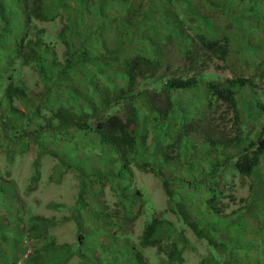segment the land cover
<instances>
[{"label": "rangeland", "instance_id": "374dc122", "mask_svg": "<svg viewBox=\"0 0 264 264\" xmlns=\"http://www.w3.org/2000/svg\"><path fill=\"white\" fill-rule=\"evenodd\" d=\"M174 1L178 2L179 19L185 24L192 25L188 19L189 15L201 21L193 6H191L192 9L188 8V11L185 8V4L191 5L193 0H190V3L187 0ZM198 1L206 7L210 4L211 12L220 2V0ZM226 1L230 3V6L233 4V7L238 9L236 12H228L225 16L231 24L230 39L234 52L230 54L228 68L217 58L202 57L199 71L203 75L210 76L212 81L231 78L229 68L242 66L243 62L251 57L250 45H254L256 40L250 37L251 34L249 35L250 32L257 34L254 23L248 18L247 13L242 11L248 5L242 2L236 3L233 0ZM54 5L53 2L48 8V10L53 9L52 12L56 15L54 20L32 22L28 28L29 37H33L34 31H40L42 38L50 42L49 53H52L59 65H63L65 64L64 46L56 37L62 25L58 16L64 17L68 25V38L76 48L78 43L76 32L80 26L76 19L81 18L78 16L81 12H74V9L79 7L76 4L65 10L66 12H59L56 7L52 8ZM0 11H4V14L14 12L13 23L19 24L21 10L18 11L12 7L9 0H0ZM17 11L18 13H15ZM211 12L207 20L202 19L201 28L193 24L192 29L207 32L213 30L215 35V15L210 19L213 14ZM214 12L224 13V10L220 6V9ZM119 13V9L109 12L110 16L106 19L105 27L98 31L99 36L108 31L110 26L108 23H111L109 18L114 15L119 16ZM155 16H148L149 18L143 24L148 26L157 23ZM82 17L86 18L82 21L90 18V21L87 20L83 25L86 32L90 31L89 28L96 23V20H93L96 17L86 14ZM219 33L222 34V31ZM248 35L249 38H247ZM0 47V72L3 73V75L0 74V98H2L8 76L12 78L14 75L13 84L20 86L23 90L22 96L11 99L10 106L6 98L0 101V264H110L107 257L112 255L120 260L121 255L117 252L119 249L122 251L119 223L124 221L122 216L126 211L137 212L136 218L123 226L129 249H139L143 257L150 262L160 261L163 257L159 255L161 252H156L155 247H139L138 242L143 225L150 218L156 220L161 218L167 221L173 227L174 238L180 235V242L184 246L182 264H201L202 260L205 261L203 264L218 262L223 264L226 259H229L231 251H235L231 255L235 261L234 257L238 254L236 251L241 246V249L243 248L245 239L249 240L250 236L253 238L256 233L264 237V230H260L264 227L259 226L261 220L264 225L262 216L264 214V154L250 177H242L232 170L230 164L234 159L218 171L221 177L216 185L219 193L217 208L223 215H229L244 205L247 209L236 211L232 217L222 218L218 214L208 213L204 208L203 199L198 197L199 192L194 194L203 184L206 188L215 185V176L206 177L202 174V170L208 165V168L215 165V159L222 161L225 154L235 157L244 145L256 137L264 117L257 120L249 97L246 95L236 97L237 109L242 118L241 144L223 149L221 146L215 148L210 147L209 144H203L200 133L190 132L202 117L198 108V113L196 110L192 112L191 109H194L195 102L198 105V102L205 100L204 94L197 95V99H192L191 93L179 96L168 127L162 131V134L159 131L149 132L144 144L146 151H142V146H138L134 163L128 167L132 177L128 182L127 173L119 170V162L112 160L111 151L106 147H100L98 142L97 144L91 142L93 140L91 137L88 138L80 132H73L55 139L51 133L40 129L36 111L39 110L47 115L48 109H55L58 104L65 101L70 102L72 95L58 92L56 78L46 88L35 70L31 66H23L20 60H15L6 69L5 65H9V61L4 56L8 48L6 50ZM129 49L141 48L135 40H131ZM166 51H168L169 65L166 74L172 76L177 72L185 73L188 68H185L178 59L173 46H168ZM54 69L58 70L59 66H55ZM75 72L79 71L75 70ZM49 74L47 72L46 76ZM78 78L84 80L86 76L79 74ZM103 78L111 80V75H104ZM254 87L257 98L262 100L264 76L254 81ZM10 107L18 112L10 111ZM231 119L229 111L224 106L217 108L210 120L211 125L216 128V135L230 137L233 134L230 129ZM156 138L159 141L158 144H155ZM175 140H178V148L180 144L181 156V162L177 168H175L174 160L170 159L171 161L169 160L166 164L157 160L158 152L160 155L163 147L169 143L173 144ZM169 156L173 158L174 154ZM151 168L161 170L162 178L170 183L171 189L175 192L173 196L177 201L175 203L181 204L187 219L204 227L215 238L216 243L225 246L221 252L212 249L211 256L217 260V263L208 256L206 242L194 237L185 227L184 219L177 220V215L168 206L164 195L163 180L157 178ZM176 178L183 180L184 184L175 185L172 179ZM102 211L108 212V215L113 213L116 218L110 222L105 221ZM31 217L41 218L46 222L40 223L36 230L28 231V227L34 222L30 221ZM9 228L10 231H7ZM6 231L11 235L4 236ZM21 231L23 234H20ZM4 237L6 240L3 239ZM170 237L172 236L170 235L167 240ZM49 242L54 245L55 250H46V256L43 257V250L47 248ZM164 243L166 241L162 242V245ZM259 243L260 241H257V244ZM260 248L261 246L256 249L255 253H259L257 255L263 254ZM240 252L243 253V251ZM257 259L247 260L244 264L263 263V260ZM234 261L231 263L235 264Z\"/></svg>", "mask_w": 264, "mask_h": 264}, {"label": "trees", "instance_id": "16d2710c", "mask_svg": "<svg viewBox=\"0 0 264 264\" xmlns=\"http://www.w3.org/2000/svg\"><path fill=\"white\" fill-rule=\"evenodd\" d=\"M9 1L12 7L18 11L21 10V15L18 19L19 24L16 25L12 19L14 12L10 11L4 14V11H0V46L6 50L8 48L4 57L9 61V65H5V68L7 69L15 60H20L23 66H31L35 70L39 80L43 82L46 88L56 78L58 92L72 95L70 102H62L55 109H46L47 115L42 114L39 110L36 111L40 129L43 132L51 133L55 139L73 132H80L88 138L91 137L93 139L91 142L96 144L98 142L100 147H106L111 151L112 160L119 162V170L127 173L128 182L132 179L128 167L134 163V155L138 146H142L141 150L146 151L144 144L149 132L157 133L156 131H159L162 134V131L168 127L170 116L175 112L177 99L181 95L191 93L190 97L197 99V95L204 94L205 100L198 102V105L195 102L194 109H191L192 112L196 110L198 113L199 111L202 117L190 132L200 133L202 143L209 144L210 147L221 146L223 149H229L241 144V137L243 136L241 131L242 118L237 109V96L246 95L251 99L257 120L264 117V93L262 100H259L254 87V81L264 76V0H233L236 3L242 2L248 5L242 11H245L248 18L253 21L254 30H257V34L249 33V35L251 34L250 37L256 38L254 45L248 40L251 44V57L245 60L246 62L244 61L242 66L230 67L232 77L222 81H212L210 76L201 74L199 69L203 56L217 58L227 68L230 65V54L234 51L231 48L232 40L230 39L231 24L228 19H225V16L228 12H236L238 9H235L233 4L230 6L226 0H220L214 9V11L218 10L221 6L224 13L211 12L210 4L206 7L201 5L198 0H193L192 3L187 0L191 5L185 4L187 11L188 8L192 9L191 6L194 7L201 21L207 20L210 12L213 13L210 19L215 15V35H213L212 29V32L194 31L191 26L194 24V26L200 27L201 21L199 22V19H193L189 15L188 19L192 22L190 26L179 19L178 2L174 0ZM53 2L55 5L52 8L56 7L59 12H66L65 10L72 8L73 4L79 6L74 9V12H81L78 15L81 18L76 19L77 24L80 25L76 32L78 36L76 48L68 38V25L65 23L64 17L58 16L62 25L56 37L64 46L65 64L63 65H59L54 60L52 53H49L50 42L48 43L42 38L43 35L40 31H34L33 37H29L28 28L32 22L54 20L56 15L52 12L53 9L48 10L49 5ZM116 9H119L121 14L109 18L111 23H108L110 24L108 31L99 36L98 31L105 27L106 19L110 16L109 12ZM84 14L96 17V19L93 18L96 23L87 32L83 29L84 22L88 20L82 21L86 19L82 17ZM148 16H155L157 23L144 25L143 23L149 18ZM205 25L208 27V24L205 23ZM218 31H222V34ZM131 40H135L141 49H129ZM186 41L187 43H185ZM170 45L173 46V50L177 53L176 55L183 66L188 68L185 73L177 72L172 76L166 74L169 68L166 48ZM239 47H241L240 43ZM55 66H59V69L55 70ZM75 70L79 72H75ZM47 72L50 73L49 76H46ZM106 73L111 75V80L103 78L104 75H107ZM0 74L3 75L2 71ZM79 74H84L86 78L80 80ZM6 78L8 81L2 91V98H6L7 104L10 106L11 99L22 96L23 90L20 86L13 84L14 75L12 78L10 76ZM49 79L50 81H48ZM219 106H224L232 117L230 129L233 134L230 137L222 134L216 135V128L210 123L212 115L216 113ZM10 111L18 112L13 107H10ZM158 143L156 138L155 144ZM170 154H174L173 158L169 156ZM263 154L264 122H262L254 140L244 145L235 157L225 154L222 161L215 159V165L210 166V168L208 165L202 170V174L206 177L213 178L215 176L214 187L206 188V185L203 184L200 186L201 189L200 187L195 189L194 193L199 192L198 197L203 199L204 208L208 213L227 218L234 216L238 210L247 209V206L244 205L229 215H223L222 211L217 208L219 193L216 185L221 177L218 171L227 162L234 159L230 164L232 170L242 177H250ZM158 155L157 160L161 163L166 164L171 159L175 162V168L179 167L181 156L178 140L163 147V151L160 153L161 160L160 155L159 158ZM151 171L157 178L163 180L164 195L168 206L177 215V220L183 221L184 219L186 225H182H185L196 239L206 242L208 256L217 263V260L211 256L212 249L221 252L225 246L216 243L215 238L204 227H200L199 224L187 219L181 204L175 203L177 202L173 198L175 192L171 189L170 183L162 178L161 170L151 168ZM172 181H175V185L184 184L180 178L172 179ZM102 213L105 221L110 222L116 218L113 213L110 215L105 211ZM136 216L137 212L128 211L122 216L124 221L119 223V231L122 235V251L117 250L121 255L120 260L109 255L110 257H107L109 258L108 263L182 264L184 246L180 242V235L178 238H174L172 225L161 218L158 220L150 218L145 221L138 242L140 248L155 247L157 253L161 252L159 255H163V257L160 261L150 262L143 257L139 249H129L130 246L127 244V236L124 235L123 226L134 220ZM262 216L264 219V214ZM30 221L34 222L28 227V231L36 230L40 223L46 222L35 217H31ZM259 226L264 227L262 220ZM260 230H264V228H260ZM7 231H10V228ZM20 234H23L22 231ZM10 235L7 232L4 236ZM170 235L172 237L167 240ZM253 236V238L250 236L249 240L245 239L246 243H243L242 249L241 243L239 244L241 247L236 251L238 254L234 257L235 261L231 257L235 251H231L229 259H226L223 264H232L233 261L235 264L237 262L244 264L247 260H256L257 258L263 260L264 263V237L258 233ZM78 238L80 239L79 235ZM3 239L6 240V237ZM164 241L166 243L162 245ZM257 241L260 243L257 244ZM259 246H261L259 250L263 251L261 256L257 255L259 253H255ZM46 247L43 250V257L46 256V250H55L51 242L47 243ZM257 260L259 261V259ZM204 262L202 260L201 264Z\"/></svg>", "mask_w": 264, "mask_h": 264}]
</instances>
